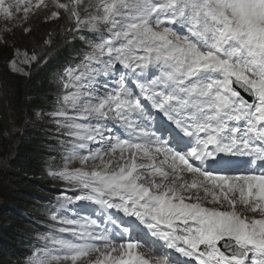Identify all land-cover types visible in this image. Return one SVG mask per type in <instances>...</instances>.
Wrapping results in <instances>:
<instances>
[{
	"label": "snow or ice",
	"instance_id": "snow-or-ice-1",
	"mask_svg": "<svg viewBox=\"0 0 264 264\" xmlns=\"http://www.w3.org/2000/svg\"><path fill=\"white\" fill-rule=\"evenodd\" d=\"M61 9L95 39L57 77L61 226L27 264H264V0H51L48 19Z\"/></svg>",
	"mask_w": 264,
	"mask_h": 264
},
{
	"label": "trees",
	"instance_id": "trees-1",
	"mask_svg": "<svg viewBox=\"0 0 264 264\" xmlns=\"http://www.w3.org/2000/svg\"><path fill=\"white\" fill-rule=\"evenodd\" d=\"M67 25L72 24L68 21ZM78 33L80 35L69 34L62 42L55 36L52 44L56 47L42 63L34 65L27 76L11 72L7 59L0 58L1 106L13 113L51 112L55 107L53 99H56L52 83H56L64 68L79 62L88 47L86 40L94 39L87 30ZM22 34L20 31L17 35ZM48 92L50 95L43 99ZM21 137L25 138L16 144L8 161L0 168V183L6 185L0 196V264H24L35 248L43 246L38 238L54 233L60 225L51 219V212L57 197L65 190L57 187L47 170L62 166L65 136L57 129L44 132L34 126L27 128ZM8 144L5 122L0 116V151L7 149Z\"/></svg>",
	"mask_w": 264,
	"mask_h": 264
},
{
	"label": "rangeland",
	"instance_id": "rangeland-1",
	"mask_svg": "<svg viewBox=\"0 0 264 264\" xmlns=\"http://www.w3.org/2000/svg\"><path fill=\"white\" fill-rule=\"evenodd\" d=\"M60 2L65 3L63 0H60ZM33 3H35V0H33ZM45 3L49 4V8L41 6L39 10L31 12L27 19L23 18L22 13L20 14L19 20H5V18L0 15V58L7 59L8 67L11 60L17 59L18 62L22 61L25 58V54L28 57L36 54L39 57V63L42 62L48 56L49 51L56 47V44H52V42H54V37L56 36V38L62 42L64 38L68 37L71 26L73 25L74 27V24L67 25L68 19L63 9L59 10V18L48 19L51 11V0H45ZM25 29H29V31H25ZM20 31L24 34L17 35ZM46 40H50L51 43L46 45ZM38 61H34L30 65L20 64V67L24 68L25 71L29 73ZM55 86L56 95H58L60 91L58 81L55 83ZM49 95V92L46 93L43 96V99H46ZM53 101L55 102L56 99H53ZM0 110V116L5 122L7 138L9 139L7 149L0 151V168L6 164L10 155L13 153L16 144L25 138L21 136L27 128L38 126L44 132H53L57 129L55 124L49 119L47 113L42 110H36L33 112L24 110L23 113H13L6 110L1 104ZM26 115H30V117ZM49 171L50 170H47V174ZM48 176L50 175L48 174ZM50 177L56 182L58 185L57 187L60 190H65V186L59 180L52 176ZM191 179L192 177L186 180L190 182ZM5 186L4 183H0V196L4 192ZM194 191L195 190H193V192ZM68 195H72V193L69 192ZM83 204L85 207L77 206L75 209H83L87 212L93 210V205L85 204L84 202ZM24 264H27V259Z\"/></svg>",
	"mask_w": 264,
	"mask_h": 264
},
{
	"label": "bare ground",
	"instance_id": "bare-ground-1",
	"mask_svg": "<svg viewBox=\"0 0 264 264\" xmlns=\"http://www.w3.org/2000/svg\"><path fill=\"white\" fill-rule=\"evenodd\" d=\"M244 159H246V158H240V157H232V158H231V160L234 161V164H236V163L240 164ZM234 167H235V168H232V169L230 170L231 174H235V173H234L235 171H239V170H240V168H239L238 165H234ZM243 170H246V168H244ZM186 174H187V173L184 174V178H185V180H186V179H189V177L191 176V174H187V175H186ZM236 174H237V173H236Z\"/></svg>",
	"mask_w": 264,
	"mask_h": 264
}]
</instances>
